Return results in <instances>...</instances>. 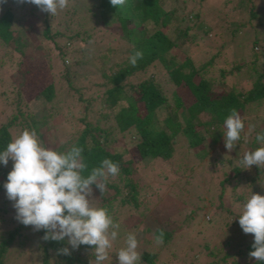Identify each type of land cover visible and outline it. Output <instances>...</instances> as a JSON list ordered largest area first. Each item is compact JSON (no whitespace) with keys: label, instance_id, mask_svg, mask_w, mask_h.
Returning <instances> with one entry per match:
<instances>
[{"label":"rangeland","instance_id":"1","mask_svg":"<svg viewBox=\"0 0 264 264\" xmlns=\"http://www.w3.org/2000/svg\"><path fill=\"white\" fill-rule=\"evenodd\" d=\"M161 1L164 9L173 8L176 13L183 5H187L186 9L193 8L192 12H197V16L186 13L189 20L187 35L191 43L187 47L170 49V54L175 59H181L186 54L192 64L197 67L210 58L211 63L205 65L203 69L204 77L208 78L209 85L217 90L227 91L234 82L237 89L243 90L249 87L250 80L244 81L242 75L228 80L224 77L223 81H220L218 67L222 65L228 67L231 63L238 60L244 61L246 58L244 62L247 65L250 59L248 56L251 40L255 37L259 50L263 51L264 45L261 42L264 35V0ZM5 6H8L13 14L11 29L14 38L24 41L25 46L22 48L17 72L9 68L10 64L4 61L6 46L0 42V123L12 114L17 115L14 103L17 100L16 93H19L18 105L22 115L26 117V120L24 119L26 123L19 122L11 126L12 140L21 131L27 129L36 132L41 145L49 146L48 148L56 146L70 135H77L81 128V125H76L79 106L78 103H74V100L72 101V90L67 88V83L73 82V86L79 87L82 93L84 90V95L89 98L99 96L102 87L96 85L101 81L97 71L98 66L108 65L110 61L118 60L120 56L115 50L110 55H106L102 61H99L98 56L103 54L107 46L113 48L116 45L119 37L118 23L116 20L109 21L97 29L99 27L95 23L97 20L89 17L92 9H88L86 0H68V7L58 10L55 15L48 14L49 19H44L42 14L35 10L37 7L33 4H21L16 0L8 4L0 3V13ZM72 9L76 14L70 13ZM168 17L171 18L169 15ZM45 25H48V32L44 35L42 31ZM127 26L139 27V22L130 18L127 20ZM166 26L169 27V25ZM235 27L239 28L238 31L230 33L229 30ZM55 30L66 34L78 33L79 37L84 39L87 34L90 35L84 42L77 40L72 45L65 43L70 55L64 58L63 63L68 65L75 60L79 62L71 66V74L66 75L67 79L61 71V66L59 67L55 61L57 58L55 42L57 43L59 39L54 34ZM163 30H166V27ZM205 31L206 34L202 33L199 37V33ZM193 41L196 42L192 43ZM256 49L257 46L253 48L254 51ZM10 56L12 61L15 58L19 59L14 51H11ZM151 67L149 66L148 70ZM252 67H255L257 71H263L264 64L257 62L255 66L252 63L247 65L246 69L249 73L254 74ZM162 72L160 65L155 62L151 74L160 79ZM49 82L53 84L54 94L52 100L45 104L38 94V89ZM175 90L184 104L190 105L192 98L188 90L185 87H177ZM68 101L71 107H68ZM257 108L255 117L261 116L256 119L253 118V110L247 108L245 112L239 111L245 121V129L241 134L240 142L238 141L231 151L224 145L225 128L214 140L202 126H197L195 130L201 135L202 140L196 148H188L183 137L177 135L173 143V155L160 164L148 158L138 159L130 151L126 138L118 137L114 144L127 148V153L122 159L132 160L131 176L140 185L147 187V193L139 194L136 207L124 204L120 200L108 207V214L120 227L115 229L118 235L108 250V259L101 264H119L117 252L126 246L125 241L129 233L136 235L137 251L141 255L143 252L155 253L157 264H244L248 254L243 245L249 240L250 235L245 234L238 223L237 215L242 205L237 204L239 201L235 196L247 193L240 184L244 183L242 178L254 173L253 167L251 166L250 169L242 167L243 171L236 178L230 179L231 182L224 187L226 191L230 192L231 185H238L230 192L228 198L222 197L220 202L222 206L215 198L212 188L223 177L224 172L227 175L231 174L228 171L230 165L226 162L227 158H231V163L236 164L238 158L249 150L256 133L260 132L261 127L264 126V103L262 102ZM92 113L94 116H100V113L95 110ZM162 116L163 112L161 115L159 113V119ZM17 117L16 120L20 121L18 115ZM183 117H186V113L175 114L172 119H183ZM199 118L203 119V115H199ZM200 147L204 149L206 156L196 162L194 154L201 149ZM221 158L222 167L216 165L210 169L206 163L207 160L213 159L212 161L216 162ZM12 166L11 159L7 166L0 164V174L4 168L9 172ZM261 169L263 172L257 174L260 177L254 179L252 183L254 191L255 189L264 190V167ZM164 174L166 176H163ZM215 192H218L216 187ZM99 193L100 190L97 187H92L90 203L97 207L103 205L106 209L104 202L99 198ZM145 199H147L146 202H144ZM12 204L13 202L7 198L6 191L2 187L0 189V235L5 236L13 226L20 223L15 218L16 212ZM231 218L235 219L236 223L230 222ZM222 223L233 224L227 229ZM158 225L164 230L171 231V237L166 243H156L153 231ZM228 239L230 241H227ZM39 240V231L31 226L23 225L6 247L2 264H59L58 261L63 258L62 254L52 249H47L44 253L42 247L38 246ZM57 247L59 249L68 247L71 255L67 256H79L87 260L88 264H95L94 248L81 245L78 249L72 250L67 238L57 241ZM140 264L145 262L141 259Z\"/></svg>","mask_w":264,"mask_h":264},{"label":"trees","instance_id":"2","mask_svg":"<svg viewBox=\"0 0 264 264\" xmlns=\"http://www.w3.org/2000/svg\"><path fill=\"white\" fill-rule=\"evenodd\" d=\"M13 1L15 0H6V2L0 3L8 4ZM86 1L88 9H92L89 17H94V20H97L95 22L99 26L97 29L113 20H116L119 26V37L116 40V45L113 48L107 46L103 54L98 56L99 61L104 60L106 55H110V53L115 51L118 52L120 57L118 60L110 61L108 65L101 64V66H98L97 71L101 81L96 83V85L102 87L99 96L89 98L84 95V90L82 93L79 87L73 86V82L67 83V88L72 90V101L74 100V103H78L79 106L76 125H81V128L77 135H70L58 145L50 147V149L65 152L74 144L81 147L84 161L87 164L85 175L90 173L93 167H99L105 158L117 163L120 168L119 174L108 177L106 190L103 193L100 191L99 198L104 202L107 210L110 204L118 200L124 204L136 207L139 201V194L141 192L143 194L147 193V187L140 185L132 178L130 170L132 160L122 159L123 155L127 153V148H121L114 144L118 137L126 138L130 151L138 159L148 158L160 164L170 159L173 155V143L177 135L183 137L188 148H196L202 140L201 135L195 130L197 126H202L204 131L208 132L215 140L221 134L224 128V120L233 108L238 112H245L247 108L248 110H253L254 118L258 105H261L262 102L264 103V69L263 71H257L255 67H252L253 74L249 73L246 66L250 63L255 66L257 62L264 64V49L263 51L259 50L255 37L251 40L248 56L250 59L247 65L244 62L247 60L246 58L244 61L238 60L231 63L228 67L223 65L218 67L220 81H223L224 77L228 80L231 78L236 79L242 75L244 76V81L250 80L248 88L237 89L236 82H234L228 87L227 91L217 90L209 85L210 80L204 77L205 72L203 69L205 65L211 63L210 58L204 64L195 67L188 55L185 54L181 59L177 60L170 54V49L173 47H187L191 43L190 37L187 35V23L189 20L186 13L189 12L197 16V12H192L193 8L188 10L186 9L187 5H183L176 13L173 8L164 9L161 0H126L125 5L122 7L111 6L109 0ZM35 10H38V13L40 12L44 19L50 18L48 13L42 12L38 8H35ZM70 13L76 14L73 9ZM168 15L171 16L170 19ZM12 17L11 10L8 6H5L0 13V42L6 46L3 55L4 61L10 64V66L7 64L9 68L18 72L22 48L25 43L18 38H14L11 29ZM130 18L138 21L139 27L127 26V20ZM166 25H169V27ZM91 27L93 26L91 25ZM164 27H166V30H163ZM238 29L235 27L229 31L234 33ZM46 32H48V25H45L42 31L44 35ZM202 33L206 34V31L199 33V37ZM54 34L59 38L58 42H55V48L57 49L55 61L59 67L61 66V71L66 76L71 74V66L79 62L75 60L68 65L63 63L64 58L70 55L65 43L72 45L77 40L84 42L90 35L87 34L84 39L79 37L78 33L66 34L55 30ZM61 39L62 41H60ZM194 42L196 41L192 43ZM261 43L264 45V35ZM255 46H257V49L254 51L253 48ZM134 50L143 53V58L137 61L135 67L129 63L128 59ZM11 51L18 54L19 59L15 58L12 61L10 58ZM155 62L163 70L160 79L151 74ZM149 66L152 67L148 70ZM177 87H185L188 90L192 98L190 105L186 106L178 96L175 90ZM38 94L45 101V104L49 103L54 94L52 82L39 87ZM19 95V93H16L17 100L14 103V107L20 121L16 120L18 118L16 114H12L8 119L6 117V120L0 123V151H4L7 144L12 141L11 126L19 122L26 123V117L22 115L18 105L20 103ZM67 104L68 107H71L69 101ZM94 110L99 112L100 116H94L92 113ZM161 112H163V116L159 119V113L161 115ZM184 113H186L185 118L172 119L173 115H183ZM199 115H203V119H200ZM259 116L261 115H257L255 119ZM261 132H264V126L257 133ZM256 135L249 146V150L264 146V141H257ZM42 146L49 147L46 145ZM194 156L196 162H199L202 157L206 156V152L201 148ZM241 158H238L236 164L231 163V158H227L226 162L230 165L228 171L231 174L227 175L224 172L223 177L215 184L218 190L217 193L215 192V187L212 188L218 203L221 202L223 196L228 198L231 194L230 192L237 187L238 184L231 185L230 192L224 188L231 182L230 179L236 178L243 171V165L240 164ZM212 160L210 159L206 162L210 169L211 167L213 169L216 165L219 167L223 166V164H220L222 158L217 159L216 162ZM252 167L254 173L251 176L242 178L245 184H240V187L246 189L247 193L235 196L239 201L237 203L239 206L243 205L251 192L264 195V190L261 191L259 189L258 191V189H255L254 191L252 186L253 180L260 177L257 174L263 171L256 165ZM7 172L4 168V171L0 174V189L3 187L4 181L7 180ZM163 176H166V174ZM92 187L94 188L96 185L94 184ZM257 187L259 188V185ZM146 201L147 199L144 200V202ZM220 205L222 206V203ZM230 222L236 223V220L232 219ZM233 223L222 224L228 229L229 225ZM22 227L23 224L19 223L13 226L5 236L0 235V264H2V257L6 247ZM161 230L163 231V243H166L171 237V231L164 230L162 226H156L153 236L156 239ZM39 234L38 246L42 247L44 253L47 249L58 252L57 241L43 240L42 237L45 234L43 229L39 230ZM249 235V240L243 245L247 254L253 250L252 244L254 241L253 234ZM227 241H230V239ZM82 246L93 248L87 245ZM62 257L58 261L59 264H76L77 262L79 264H88L87 260L81 259L79 256L62 255ZM141 259L145 264H157L156 254L152 252H143ZM221 259L224 260L223 258ZM244 264H262V262L256 261L255 258L248 255Z\"/></svg>","mask_w":264,"mask_h":264},{"label":"clouds","instance_id":"3","mask_svg":"<svg viewBox=\"0 0 264 264\" xmlns=\"http://www.w3.org/2000/svg\"><path fill=\"white\" fill-rule=\"evenodd\" d=\"M6 2V0H0ZM17 3L35 5L50 15L68 7V0H16ZM111 6L122 7L126 0H109ZM143 53L134 50L129 63L135 67ZM224 145L234 149L245 129V121L233 108L224 120ZM257 141H264V132L257 133ZM83 149L72 145L65 152L46 148L39 142L34 130L21 131L4 151H0V164L12 169L7 173L3 187L7 198L13 202L15 218L34 230L45 231L43 240L62 241L67 238L72 250L81 245L94 248L95 264L108 259L109 249L116 240L119 224L114 223L107 209L90 203L92 185L103 193L109 176L119 174L117 163L105 158L99 167L87 175ZM240 164L244 169L256 165L264 167V146L244 152ZM238 223L245 234H253L254 241L249 256L264 264V195L251 192L243 203ZM110 229H114L111 230ZM163 243V231L156 237ZM125 247L117 252L119 264H140L141 253L134 233L127 234ZM58 254L71 255L68 247L58 249Z\"/></svg>","mask_w":264,"mask_h":264}]
</instances>
